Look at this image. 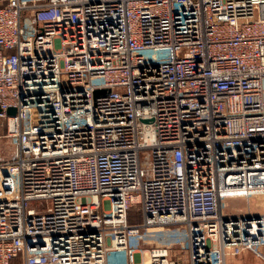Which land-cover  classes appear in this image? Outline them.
I'll return each instance as SVG.
<instances>
[{
	"label": "built area",
	"instance_id": "obj_1",
	"mask_svg": "<svg viewBox=\"0 0 264 264\" xmlns=\"http://www.w3.org/2000/svg\"><path fill=\"white\" fill-rule=\"evenodd\" d=\"M0 119V264L263 256L264 0H0Z\"/></svg>",
	"mask_w": 264,
	"mask_h": 264
},
{
	"label": "rangeland",
	"instance_id": "obj_2",
	"mask_svg": "<svg viewBox=\"0 0 264 264\" xmlns=\"http://www.w3.org/2000/svg\"><path fill=\"white\" fill-rule=\"evenodd\" d=\"M0 140H1V144H0V157H8V156H10V154L12 152V147H11V143L9 142L8 137L5 136L4 138H0ZM239 201L240 202H237L236 201L239 204L238 206H237V204H233V205H236L235 208L234 209H229V210L230 211L231 210H236L237 208H238V210L239 209L246 210L247 209V201H246V199L239 200ZM254 204H255V202L253 201L252 202V206H254ZM261 204L264 205V202H261ZM135 205L136 206H134L133 209H132V211H131V218H139L140 219L141 212H140L139 205L138 204H135ZM257 210L258 211H262V210L264 211V206L263 207H260V208H257ZM259 249H260V252H261V254L263 256L255 253L254 251H250V250H247L250 253L249 252L244 253L245 251H243L241 254L234 255V256L240 257V258H246V257L249 256V258H250L249 260L251 262H253V264H264V246L260 247ZM251 253H253L254 256ZM17 264H21V261L18 262Z\"/></svg>",
	"mask_w": 264,
	"mask_h": 264
},
{
	"label": "crops",
	"instance_id": "obj_3",
	"mask_svg": "<svg viewBox=\"0 0 264 264\" xmlns=\"http://www.w3.org/2000/svg\"><path fill=\"white\" fill-rule=\"evenodd\" d=\"M6 131H7L6 120L0 119V138H4L6 136ZM0 144H1V140H0ZM246 252H249V251H245L244 253H246ZM251 254L253 255V253H251ZM249 259H250L249 256L246 258H240V257H236V256H228V258L226 260V264H253V262H251ZM20 261L21 260L19 258L15 259L13 261V264H17ZM21 264H22V262H21Z\"/></svg>",
	"mask_w": 264,
	"mask_h": 264
},
{
	"label": "water",
	"instance_id": "obj_4",
	"mask_svg": "<svg viewBox=\"0 0 264 264\" xmlns=\"http://www.w3.org/2000/svg\"><path fill=\"white\" fill-rule=\"evenodd\" d=\"M16 112V109L14 108V107H10L9 109H8V113L9 114H14Z\"/></svg>",
	"mask_w": 264,
	"mask_h": 264
}]
</instances>
